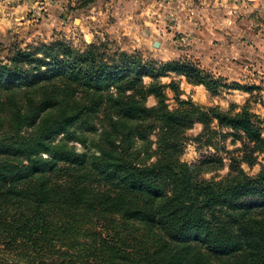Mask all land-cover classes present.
Segmentation results:
<instances>
[{"label": "trees", "instance_id": "trees-1", "mask_svg": "<svg viewBox=\"0 0 264 264\" xmlns=\"http://www.w3.org/2000/svg\"><path fill=\"white\" fill-rule=\"evenodd\" d=\"M168 72L218 86L194 67L65 41L0 61V264H264V166L243 168L264 154L261 119L180 98L170 109ZM197 123L216 154L188 164ZM227 135L241 146L215 141Z\"/></svg>", "mask_w": 264, "mask_h": 264}, {"label": "rangeland", "instance_id": "rangeland-1", "mask_svg": "<svg viewBox=\"0 0 264 264\" xmlns=\"http://www.w3.org/2000/svg\"><path fill=\"white\" fill-rule=\"evenodd\" d=\"M56 41L80 51L96 45L117 60L125 53L156 69L173 63L194 67L218 82L216 91L168 72L160 81L177 88L166 90L170 109L177 108L176 98L224 112L238 113L247 106L261 119L264 136V0H0V61L13 48L33 49ZM155 105L150 97L148 106ZM202 128L197 123L186 133L183 162L197 164L216 154L201 138ZM98 134L83 133L89 141ZM150 139L155 142L156 136ZM215 141L227 150L241 146L231 135ZM86 150L93 153L90 142ZM229 164L225 161L216 175H226ZM262 166L264 154L258 165L243 168L253 175Z\"/></svg>", "mask_w": 264, "mask_h": 264}]
</instances>
